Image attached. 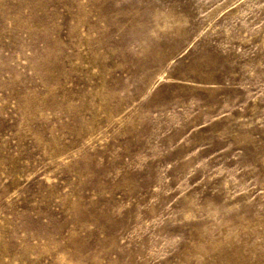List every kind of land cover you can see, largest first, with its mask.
<instances>
[{
    "label": "rangeland",
    "instance_id": "obj_1",
    "mask_svg": "<svg viewBox=\"0 0 264 264\" xmlns=\"http://www.w3.org/2000/svg\"><path fill=\"white\" fill-rule=\"evenodd\" d=\"M0 264H264V0H0Z\"/></svg>",
    "mask_w": 264,
    "mask_h": 264
}]
</instances>
